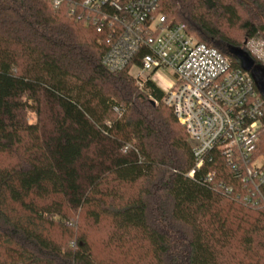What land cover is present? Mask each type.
<instances>
[{"label": "trees", "instance_id": "1", "mask_svg": "<svg viewBox=\"0 0 264 264\" xmlns=\"http://www.w3.org/2000/svg\"><path fill=\"white\" fill-rule=\"evenodd\" d=\"M157 2L264 83V0ZM108 45L66 3L0 0V264H264V210L204 181L222 163L187 176L185 128Z\"/></svg>", "mask_w": 264, "mask_h": 264}, {"label": "built area", "instance_id": "2", "mask_svg": "<svg viewBox=\"0 0 264 264\" xmlns=\"http://www.w3.org/2000/svg\"><path fill=\"white\" fill-rule=\"evenodd\" d=\"M50 1L53 7L68 4L70 14L108 39L101 58L108 71L126 70L140 89L150 82L162 91L161 102L171 108L191 144L188 177L222 163L230 182L217 179L223 174L218 168L208 169L204 181L214 191L264 210V156L255 153L264 98L247 71L197 41L184 24L169 23L157 0Z\"/></svg>", "mask_w": 264, "mask_h": 264}, {"label": "rangeland", "instance_id": "3", "mask_svg": "<svg viewBox=\"0 0 264 264\" xmlns=\"http://www.w3.org/2000/svg\"><path fill=\"white\" fill-rule=\"evenodd\" d=\"M238 61H239L240 63H242V62H243V59H242L241 57H238ZM253 71L258 72V73L263 77V79H264V69H263L262 67H260V66H258V65H255ZM166 74L169 76V75L171 74L170 70H167V71H166ZM34 121H35V116H34V114H30V115H29V122L32 123V122H34Z\"/></svg>", "mask_w": 264, "mask_h": 264}, {"label": "water", "instance_id": "4", "mask_svg": "<svg viewBox=\"0 0 264 264\" xmlns=\"http://www.w3.org/2000/svg\"><path fill=\"white\" fill-rule=\"evenodd\" d=\"M241 64H242L243 69H244L245 71H249V70H250L251 65H249V63H248L247 60H243V62H242ZM256 82H257L256 85L258 86V89L260 90V92L262 93L263 98H264V83H263L261 77H258V78L256 79Z\"/></svg>", "mask_w": 264, "mask_h": 264}]
</instances>
